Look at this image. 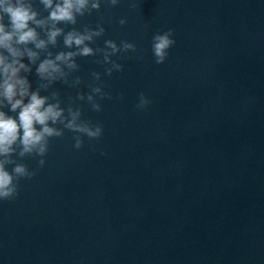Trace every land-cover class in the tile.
<instances>
[{"label": "water", "instance_id": "95a60500", "mask_svg": "<svg viewBox=\"0 0 264 264\" xmlns=\"http://www.w3.org/2000/svg\"><path fill=\"white\" fill-rule=\"evenodd\" d=\"M22 3L44 47L14 37L22 55H0L59 106L62 135L42 155L15 146L29 175L0 197V264H264V0H87L74 23L49 19L62 0ZM46 60L59 71L42 76ZM0 111L18 118L2 95ZM74 113L100 135L67 128Z\"/></svg>", "mask_w": 264, "mask_h": 264}, {"label": "clouds", "instance_id": "9594fccd", "mask_svg": "<svg viewBox=\"0 0 264 264\" xmlns=\"http://www.w3.org/2000/svg\"><path fill=\"white\" fill-rule=\"evenodd\" d=\"M46 8L52 6V0H41ZM87 0H62L58 3L50 13L49 19L53 21H67L75 22L73 10L81 12L86 5ZM96 5H94L95 7ZM0 8L3 12L8 14L11 22L12 31H6L5 26L0 23V47L6 49L13 57L22 55L12 46V40L16 37V43L35 42L37 48L44 47V41H37V34L34 29L29 27V22H34L38 26L42 25V21L36 20V13L31 10L30 6L22 3V0H17V4L13 5L10 0H0ZM82 14V13H81ZM123 23V21H122ZM60 34V29H54L49 32V41L55 42V38ZM85 39H91V36H78L69 33L65 38V44L71 46L73 42L76 45L83 43ZM110 43V42H109ZM173 44L169 39L167 33L157 35L154 37L153 51L158 58L157 63L163 61L166 50ZM115 48L114 45H111ZM131 47V45H125ZM91 49L84 47L82 55H88ZM30 57H35V53L29 51ZM73 53L60 54L56 57L57 60L68 61ZM17 65H19L17 67ZM72 67L73 65H69ZM25 66L19 63L18 60H13L11 63L6 62V58L0 55V71H2L4 79L0 84V95L7 100L10 105V111L18 112V118L7 115L0 111V197L8 198L16 192L14 179L28 176L26 167L23 164L16 163L10 157L16 152V145L19 143L21 157L32 153L34 149H38L39 154H43L46 149L45 138L51 136H61L62 133L52 127L48 126V121L55 123L62 116V110L58 105L49 104L45 107V97L39 96L38 93L33 92L29 94L27 80L18 77V72ZM59 71L57 65L51 61L46 60L40 64L38 72L43 76L47 74L52 75L53 72ZM99 91V89H97ZM19 96L20 98H17ZM29 97L28 103H24V97ZM91 99V97H89ZM99 110V106H95ZM78 113L73 114V120L70 121L66 127L75 131L86 132L90 137L99 136L101 128L97 127L92 131L84 126H79L75 123V118ZM36 125H39L38 129ZM77 148L80 147V141L77 139ZM43 164V161L40 162ZM6 164H14L12 172L5 169Z\"/></svg>", "mask_w": 264, "mask_h": 264}]
</instances>
